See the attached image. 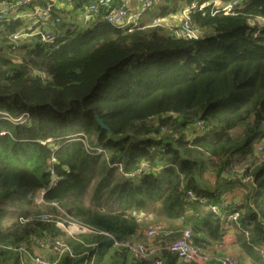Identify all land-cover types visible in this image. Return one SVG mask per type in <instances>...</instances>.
I'll use <instances>...</instances> for the list:
<instances>
[{
	"label": "trees",
	"instance_id": "trees-1",
	"mask_svg": "<svg viewBox=\"0 0 264 264\" xmlns=\"http://www.w3.org/2000/svg\"><path fill=\"white\" fill-rule=\"evenodd\" d=\"M175 1L213 0H166L164 9ZM89 2L68 3L74 12L53 7L40 33L24 17L0 23V264H19L5 247L55 237L61 219L93 233L58 264L109 255L113 264H147L113 243L155 224L189 229L206 251L233 231L232 244L264 264V151L254 152L264 138V0H239L227 15L212 16L210 6L191 13L198 40L79 17ZM47 33L53 42L41 40ZM231 165L237 171L226 176ZM234 188L241 200L222 213H240L239 227L187 197L218 204Z\"/></svg>",
	"mask_w": 264,
	"mask_h": 264
},
{
	"label": "built area",
	"instance_id": "built-area-1",
	"mask_svg": "<svg viewBox=\"0 0 264 264\" xmlns=\"http://www.w3.org/2000/svg\"><path fill=\"white\" fill-rule=\"evenodd\" d=\"M63 3H71L73 0H61ZM40 0H0V23L9 21L12 17H28L33 19L32 31L34 33H40V27L50 19V13L54 5L49 3L44 7H39L37 4ZM156 0H141V8L136 11H130L122 6H112L110 0H97L92 1L87 7L88 17H95L104 20L111 27L122 30L125 32H132L134 30L143 29L147 27H161L164 28L172 36L184 39V40H198L201 37L202 32L195 28L191 22L190 14L198 11H203L206 7L210 6L209 13L213 16L217 13L230 14L239 1H221L213 0L207 5L197 6L196 3H192L180 10L178 14V22L174 25H169L167 21H160L157 18L152 19L151 23L144 25L142 18L146 12L154 5ZM34 5L31 12L22 13V9H25L29 5ZM55 39L53 33L43 34L41 40L43 42L51 43ZM2 116L8 119V115L3 113ZM197 128L202 131L204 126L202 123L197 124ZM3 133H1L2 135ZM45 144V143H42ZM264 151V138H259L254 143V152L259 155ZM150 171L148 167H143L140 172ZM237 171L234 165H231L225 169V175ZM51 183H56V178L51 172ZM129 177H133L130 175ZM235 189V188H234ZM225 191L220 198L218 204L207 203L205 198L196 199L190 192H187V197L192 200H198L202 205H205L212 214L218 215L222 220H226L230 223L238 225V217L240 213L230 212L222 213L223 210L231 206L232 201L230 194L237 191ZM44 192L39 191L35 195V201L37 203L42 202ZM51 217L44 216L43 220L49 221ZM77 227L84 232L83 234H91L92 230L77 224ZM144 240L139 241L136 238L130 241L114 242L113 246L119 249H125L130 257L135 262H146L147 264H165V260L162 256V252L165 251L169 255H173L179 262L183 263H196V264H243L239 260L231 256L213 257L209 256L205 250L196 246L193 243V234L189 229H184L180 232L178 238L173 241H169V237L172 234L163 224H155L145 229L143 232ZM33 247L47 248L50 251V257H45L39 254H35L32 250ZM5 250L17 255L19 257V264H58L60 259L65 256H73L72 247L69 244H65L58 239H52L50 236L45 237H33L29 242L22 243L16 247L7 246ZM85 264H93L92 261Z\"/></svg>",
	"mask_w": 264,
	"mask_h": 264
},
{
	"label": "crops",
	"instance_id": "crops-1",
	"mask_svg": "<svg viewBox=\"0 0 264 264\" xmlns=\"http://www.w3.org/2000/svg\"><path fill=\"white\" fill-rule=\"evenodd\" d=\"M56 1H57V3H56ZM92 1H97V0H90L89 4ZM110 1H111V5L114 6V7H116V6H122V7H126V8L128 7L131 10H133V9L138 10V9L141 8V0H137L136 2H134V0H110ZM178 2H180V1H177V2L175 1L174 3H171L170 6L174 7L175 9H177V3ZM39 3H41V5H43V6H39V4H37L39 7H44L46 4L51 3V4L54 5V7L56 9L68 8L66 10V12H74V7H72L71 5L69 7L64 6L63 5L64 3L60 2V0H40ZM159 6H161L160 11H159V16H162V17L165 16L166 19L164 21L169 22V25H174V24H176L178 22V19H179L178 18V14H179L180 11L178 13H174L175 10H173V9H171V10L164 9V6H166V0H161ZM22 13H26V12H22ZM78 13H79V17L86 16L88 14L87 13V7L82 6L81 9L78 11ZM24 19H26V18L24 17ZM86 19L88 20V19H90V17L86 16ZM26 21H29V20H26ZM142 21H143L144 25H148V24L151 23V22H148V21L144 20L143 18H142ZM235 189H232V190H235ZM240 194H241V191H240V189H238L237 191H235V192L230 194V199L232 201L238 202L239 199L241 198ZM180 232L181 231L172 233L168 240L170 242L175 240L176 238L179 237ZM81 233H84V232L81 231ZM233 234H234V232L230 231V235L225 239V243L222 246L214 247L213 249L207 250V252L213 254L214 255L213 257H222V256H226V255L227 256H232L235 259H237L240 262H242L243 264H247L246 262L250 261L249 257L242 250H240L235 244H232L233 241H234ZM136 239L139 240V241L144 240L142 233L137 235ZM229 247H236L237 250H239L240 253H238L237 250L234 251V254H236L235 255L236 257L233 256L230 253H227L229 251V249H230ZM32 250H33V252L35 254H39V255H42V256H45V257H48V258L51 256L50 255V251L47 248L33 247ZM167 255H168V258H169L170 255L169 254H167ZM168 258H167V261H168ZM192 264H196V263H192Z\"/></svg>",
	"mask_w": 264,
	"mask_h": 264
},
{
	"label": "rangeland",
	"instance_id": "rangeland-1",
	"mask_svg": "<svg viewBox=\"0 0 264 264\" xmlns=\"http://www.w3.org/2000/svg\"><path fill=\"white\" fill-rule=\"evenodd\" d=\"M137 0H134V2H136ZM234 1H239V0H234ZM161 0H156V2L154 3V5L152 6V8L149 9L148 12L145 13V15L143 16V19L148 21V22H151V20L153 18H157L159 19L160 21H164L166 19L165 16H159V11H160V8L161 6H159ZM57 3V1H56ZM238 3V2H237ZM59 4V3H58ZM66 7H69L70 5H65ZM126 8V7H125ZM184 8H187V4L184 2V1H180L177 3V9H175L174 13H178L181 9H184ZM68 8H65V11L67 10ZM128 10L130 11H136V9H129L127 7ZM25 21L26 20H29V21H26L25 22V26H27V29L28 30H32L33 27H32V24H33V19L31 20L30 18L28 17H25ZM167 24H169V22H166ZM208 178H212V176L210 175H207ZM91 194H92V188H89L86 192V196H85V200L87 202V200L90 199L91 197ZM64 214V213H63ZM52 216V215H51ZM53 218L55 217L54 215L52 216ZM56 227L58 228L59 230V234H56L55 237H50L52 239H58L59 241L65 243V244H69L71 246H76V244L79 242V240L81 239L82 236H85L86 234H83L81 233V229H79L77 227V223L73 222L72 220H66V219H61L57 222V225ZM144 239V237H143ZM229 251L227 253H230L232 254L233 256H235L236 254H234V251L237 250L236 247H229ZM205 252H207L205 250ZM238 253L239 250H237ZM207 254L209 256H214L213 254L211 253H208ZM227 256V255H226ZM224 257V256H222ZM232 257V256H231ZM236 257V256H235ZM115 262V259L114 257H112L111 255L109 256H106L105 259H103V261L101 262V264H113ZM251 263V261H249ZM249 262H246L247 264H250Z\"/></svg>",
	"mask_w": 264,
	"mask_h": 264
},
{
	"label": "water",
	"instance_id": "water-1",
	"mask_svg": "<svg viewBox=\"0 0 264 264\" xmlns=\"http://www.w3.org/2000/svg\"><path fill=\"white\" fill-rule=\"evenodd\" d=\"M96 120H97V123L99 124L100 127H102L103 129L107 130V129L104 127L102 121H101L98 117L96 118Z\"/></svg>",
	"mask_w": 264,
	"mask_h": 264
}]
</instances>
